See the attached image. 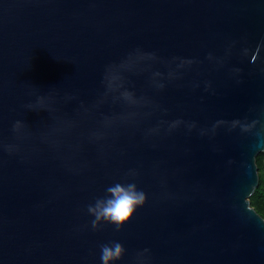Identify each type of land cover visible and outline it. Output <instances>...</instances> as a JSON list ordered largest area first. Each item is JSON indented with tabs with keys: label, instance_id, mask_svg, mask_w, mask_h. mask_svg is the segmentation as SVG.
Returning a JSON list of instances; mask_svg holds the SVG:
<instances>
[{
	"label": "water",
	"instance_id": "water-1",
	"mask_svg": "<svg viewBox=\"0 0 264 264\" xmlns=\"http://www.w3.org/2000/svg\"><path fill=\"white\" fill-rule=\"evenodd\" d=\"M262 153L264 0H0V264H264Z\"/></svg>",
	"mask_w": 264,
	"mask_h": 264
},
{
	"label": "clouds",
	"instance_id": "clouds-1",
	"mask_svg": "<svg viewBox=\"0 0 264 264\" xmlns=\"http://www.w3.org/2000/svg\"><path fill=\"white\" fill-rule=\"evenodd\" d=\"M148 56L156 59L154 53H147ZM211 58V54L208 57ZM182 64L192 65L196 61L191 59H180ZM252 62H255V56L252 57ZM239 71V69L237 70ZM157 75H161L160 72H156ZM198 86V85H197ZM158 89H163L164 84H159ZM127 97L131 98L130 93L125 94ZM163 123V122H161ZM185 123L182 120H175L168 125V131L171 132L177 129L181 124ZM223 123V121H217V124ZM189 131L196 127L195 123H188L186 125ZM152 133H159L160 128L150 129ZM108 191L111 193V198L106 201L105 205H101L100 202L97 203V207L93 209L89 207V212L95 216V220L92 222L93 228L96 227V222L104 219L110 223H113L117 226V229L120 228L123 222L128 221L132 215L135 213L136 209L142 207L145 204L146 196L143 191H137L135 184H129L127 187L122 186L117 183L116 185L109 187ZM264 221V217L260 218ZM124 254V249L121 244L114 243L111 246L102 245L101 246V260L103 264H110V261H119Z\"/></svg>",
	"mask_w": 264,
	"mask_h": 264
},
{
	"label": "trees",
	"instance_id": "trees-1",
	"mask_svg": "<svg viewBox=\"0 0 264 264\" xmlns=\"http://www.w3.org/2000/svg\"><path fill=\"white\" fill-rule=\"evenodd\" d=\"M264 153L260 154L257 158V165L259 168V186L250 199L251 206L264 217V172H263Z\"/></svg>",
	"mask_w": 264,
	"mask_h": 264
},
{
	"label": "built area",
	"instance_id": "built-area-1",
	"mask_svg": "<svg viewBox=\"0 0 264 264\" xmlns=\"http://www.w3.org/2000/svg\"><path fill=\"white\" fill-rule=\"evenodd\" d=\"M263 172H264V162H263Z\"/></svg>",
	"mask_w": 264,
	"mask_h": 264
}]
</instances>
